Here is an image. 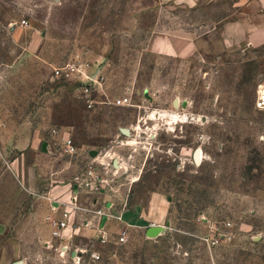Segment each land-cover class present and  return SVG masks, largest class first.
Wrapping results in <instances>:
<instances>
[{
    "label": "rangeland",
    "instance_id": "1",
    "mask_svg": "<svg viewBox=\"0 0 264 264\" xmlns=\"http://www.w3.org/2000/svg\"><path fill=\"white\" fill-rule=\"evenodd\" d=\"M251 1L0 0V219L27 233V264H264V35L248 32L264 0ZM78 59L80 82L54 77Z\"/></svg>",
    "mask_w": 264,
    "mask_h": 264
},
{
    "label": "built area",
    "instance_id": "2",
    "mask_svg": "<svg viewBox=\"0 0 264 264\" xmlns=\"http://www.w3.org/2000/svg\"><path fill=\"white\" fill-rule=\"evenodd\" d=\"M87 73V65L82 62L81 60L78 59V61L75 62H68L64 65L58 66L54 69V77L59 80L63 81H75V82H80L79 80L81 79V75H86ZM79 79V80H78ZM91 79H94L93 77ZM85 95L88 97V103L89 106H93V99L91 98V94L93 91V86L90 84H87L84 86L83 89ZM117 105H129L130 104V98L127 96L120 97L116 101ZM256 107L259 109L264 110V84L260 85L258 92H257V99H256ZM63 147L64 150L67 154H77L78 153V146L76 144V141L73 139L71 135H66L63 137ZM80 185V184H79ZM101 215L104 218L107 216L110 218V216L105 215L102 211L100 212ZM57 225V222H55ZM66 223L61 222V227H65ZM98 236L95 238V242L99 243L100 245L107 244L109 241L107 235H106V230L104 229V226H102L99 230ZM129 239V235L127 231H121L119 233L118 239L116 243L118 244H125ZM90 257L93 260H100L102 258V252L97 250V249H90L89 251Z\"/></svg>",
    "mask_w": 264,
    "mask_h": 264
},
{
    "label": "crops",
    "instance_id": "3",
    "mask_svg": "<svg viewBox=\"0 0 264 264\" xmlns=\"http://www.w3.org/2000/svg\"><path fill=\"white\" fill-rule=\"evenodd\" d=\"M257 0H252L250 2V6L256 4ZM252 20L249 21V29L248 32L250 34H254L257 37H261L264 35V14L260 12H256L251 15ZM63 186H59L58 188H62ZM64 188V189H63ZM62 189L67 191V185H65ZM61 191L60 189H57ZM103 220V218H102ZM110 220L108 218L107 222ZM32 226L33 222L28 223L25 221L24 226ZM106 225V224H105ZM20 227V224L18 225ZM19 239L16 238L15 234H11V228L5 220L0 219V264H14L16 261H22L23 264H27L26 256H24V247L23 242L26 241L28 235L24 232V230H19ZM24 257V258H23Z\"/></svg>",
    "mask_w": 264,
    "mask_h": 264
},
{
    "label": "water",
    "instance_id": "4",
    "mask_svg": "<svg viewBox=\"0 0 264 264\" xmlns=\"http://www.w3.org/2000/svg\"><path fill=\"white\" fill-rule=\"evenodd\" d=\"M176 105H178V102L176 101ZM122 131L126 134L129 133L127 129H122ZM43 150H48V142H44L42 146ZM92 155H96V151L92 152ZM193 159L197 165L201 164L202 162V148L197 147L196 150L194 151ZM79 189L80 185L78 183L73 185V201L76 202L78 199V194H79ZM108 220V217L105 216L102 220V226L106 224ZM167 227L163 225H152L148 227L146 231V235L148 237H158L159 235L163 234L166 231ZM76 252H73V255L75 256ZM14 264H23L22 261H16Z\"/></svg>",
    "mask_w": 264,
    "mask_h": 264
},
{
    "label": "bare ground",
    "instance_id": "5",
    "mask_svg": "<svg viewBox=\"0 0 264 264\" xmlns=\"http://www.w3.org/2000/svg\"><path fill=\"white\" fill-rule=\"evenodd\" d=\"M158 112H156V114H157ZM161 113V116H166V112H160ZM155 113H153V115H156ZM170 117H171V119L174 121V122H176V121H179V120H184V118H182L181 116H178V114H172V115H170ZM204 157V153H203V151H202V158Z\"/></svg>",
    "mask_w": 264,
    "mask_h": 264
}]
</instances>
